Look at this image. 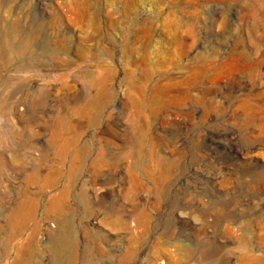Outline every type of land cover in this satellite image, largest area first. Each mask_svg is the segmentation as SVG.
<instances>
[{"label":"rangeland","instance_id":"rangeland-1","mask_svg":"<svg viewBox=\"0 0 264 264\" xmlns=\"http://www.w3.org/2000/svg\"><path fill=\"white\" fill-rule=\"evenodd\" d=\"M14 22L32 52L0 59V158L15 169L0 171V197L46 167L56 121L86 167L106 158L69 184L30 185L28 264H264V0H0V51ZM89 93L104 105L72 111ZM65 185L73 253L57 260L44 207Z\"/></svg>","mask_w":264,"mask_h":264},{"label":"bare ground","instance_id":"bare-ground-1","mask_svg":"<svg viewBox=\"0 0 264 264\" xmlns=\"http://www.w3.org/2000/svg\"><path fill=\"white\" fill-rule=\"evenodd\" d=\"M5 31L11 34V40L9 41V46L7 45V47H10L12 51H0V59L3 60L4 55H10V52L13 53L16 61L20 59L22 60V58H20L21 55L24 57L29 56L32 51H23L25 48H28L30 44V38H28L27 35L25 36L23 28H20L19 24L14 22ZM10 60H12L11 55ZM63 61L65 65H67V69L70 73L69 68L71 65H73L72 61L70 62V60H68L66 57ZM81 74L85 77L84 80L88 86H94L97 84L99 85V83H101L100 77L98 78L95 72L91 70L85 69V71H82ZM95 87L97 89V86ZM104 103V95L90 94V96H87L86 101H84L82 105L72 106L71 110L81 115H86L91 111L100 109ZM95 113L97 114V112ZM65 124H63L62 121H56V124L50 127L51 130L49 128L50 131L48 132L45 141L46 145H42L40 147L42 148L39 154L40 160L46 162V167L42 168L41 163V167L39 165V167L32 168L27 178L24 180L22 191L19 192L20 190H17V193L15 192V194L11 196L9 195L10 197L6 196L8 201L5 197H0V237L3 241V246L1 247L0 252V255H2L0 256V259H5V251L12 252L14 255L11 257L12 260L10 261V264H28L27 261H29L30 257L35 255V251L31 249V240L35 238L36 229L33 232H30V234H26V230L29 228L31 222V215L36 205L34 203L39 193V188H43L54 181L57 182L58 180L65 181L67 184H69L78 179L79 176L84 172L87 174L94 173L98 167H101L105 164L104 160L106 158L103 157L101 151H98V153L95 155L97 159L92 160L86 167V158L88 152L87 147L85 145H81L80 149H76L77 141L75 142V140L70 137L61 138L59 135V131H61V128H63ZM2 134L6 136L5 133ZM12 162L13 159H8L6 156L0 158V171L2 170L7 173L8 171L15 172ZM95 177H93V179H95ZM37 181L40 183V187L38 190H32L30 185L35 182L37 183ZM18 187L19 186H17V189ZM69 188V185H65L59 190L57 194L50 195L44 207V209L47 212L53 214L57 220L56 223L51 224L52 227L56 226L57 237L53 243H50L51 256L57 260L62 258L65 254L69 256L73 253L71 246L72 227L70 225L72 219L70 218V214L67 212L70 209L68 204L69 200L67 201ZM80 199L82 202H84V204L88 203L84 197L80 196ZM87 208L88 205L85 206L84 210ZM34 224L36 226L38 222H35Z\"/></svg>","mask_w":264,"mask_h":264}]
</instances>
